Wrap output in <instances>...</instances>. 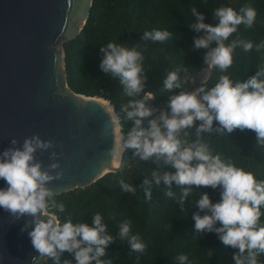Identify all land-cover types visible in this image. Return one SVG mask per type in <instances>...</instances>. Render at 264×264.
Here are the masks:
<instances>
[{"label":"clouds","instance_id":"clouds-1","mask_svg":"<svg viewBox=\"0 0 264 264\" xmlns=\"http://www.w3.org/2000/svg\"><path fill=\"white\" fill-rule=\"evenodd\" d=\"M195 22L188 26L203 35L193 38L192 48L208 49L203 56L207 65L206 76L193 91H186L189 81L188 68L177 65L169 71L163 80L161 93L168 95L167 110L148 106V101L155 94L145 92L146 74L143 67L144 55L141 44L131 47L126 43L109 42L100 47L103 54L100 69L118 79L123 95L129 97L127 104L116 112L110 109V124L123 128L131 122L130 130L121 132L119 137V155L126 149L133 151L139 160L151 161L158 167L163 163L175 169V172L161 173L158 168L151 170L150 177L145 176L139 187L146 202L152 200L153 183L157 186L163 181L167 186L166 197L173 198L183 208L184 201L192 195V186L220 189V200L213 203L207 192H199L195 202L198 211L192 214L194 231L197 236L214 232L225 246L238 249L231 259L234 264H260L258 258L264 254V180H258L251 171L237 167L222 154H214L202 133L215 131L219 134L232 133L234 130H252L256 144L264 145V62L255 70V74L241 82L229 75H221L211 88L204 85L211 77L209 69L216 67L221 72L233 65L234 50L239 47L245 53L255 47L257 52L264 50V40L258 44L240 38L229 42V37L238 31V26L252 27L256 20V10L248 5L239 12L229 6L214 10L215 26L204 22V15L195 7L191 9ZM173 38L168 29L144 31L141 39L153 43H165ZM215 44L213 47L212 45ZM183 73V76L181 75ZM141 94L144 97L137 99ZM159 112L158 115H155ZM121 114H123L121 116ZM147 120L148 126H143ZM196 121L194 139H189V131ZM217 122V127L213 123ZM12 147L0 152V179L7 187L0 189V208L19 220H26L22 231L28 236L40 258H47L54 264H61V254L67 252L73 259H64L62 264H112L106 256L107 247L116 240L109 234L108 225L100 212H96L91 224L78 222L73 224L71 214L62 222L50 212L64 213L65 205L58 202V193L47 185L63 176L56 158L61 155L52 151L54 161L42 168V163L35 159V153L53 149L52 140H42L39 135L26 137L20 147L17 140L10 141ZM113 147L109 151L111 156ZM175 183L179 195L172 189ZM122 192L135 194L136 188L119 180ZM200 213H204L201 215ZM46 218V219H45ZM219 222V227L217 223ZM131 220L123 219L119 223L118 238L126 240L132 252L144 253L147 245L139 233L133 234ZM170 229V224H169ZM196 236V238H197ZM209 256L213 255L212 250ZM33 259H36L35 257ZM139 259V257H137ZM179 264H189L187 254L176 257Z\"/></svg>","mask_w":264,"mask_h":264},{"label":"trees","instance_id":"trees-1","mask_svg":"<svg viewBox=\"0 0 264 264\" xmlns=\"http://www.w3.org/2000/svg\"><path fill=\"white\" fill-rule=\"evenodd\" d=\"M245 5L256 10V20L250 28L243 24L238 26V31L229 37V42L240 38L255 45L264 40V0H93L89 17L79 35L63 44L67 86L75 94L102 99L119 112L120 106L127 104L130 98L123 95L118 79L101 71L99 65L103 54L99 48L109 42L126 43L129 47L139 43L147 77L144 91L156 95L148 101V106L167 110L168 95L179 91L161 93L167 73L177 65H183L188 68L190 79L202 68L203 56L208 51L192 48L193 38L203 35V32L197 33L188 27L195 22L191 9L195 7L204 15L205 23L215 26L217 21L212 14L216 8L229 6L239 12ZM154 28L168 29L173 33V38L163 44L143 41V32ZM233 56V65L226 71L221 72L216 67L210 69L211 77L205 87H213L221 75H229L243 82L254 75L260 63L264 62V50L257 52L255 47L247 53L237 47ZM141 98L146 97L144 94L137 97ZM199 123L196 121L194 127L188 130L189 139L195 138V127ZM131 126L129 122L120 131L126 133ZM217 126L214 121L213 127ZM202 136L214 154H222V158L230 159L237 167L251 171L256 179L264 180V145L256 144L254 131L236 129L226 134L213 131L202 133ZM129 155L130 163L123 172L108 173L88 187L57 195V201L65 205V212L49 211L62 222L71 214L73 224H91L92 216L100 212L108 225L109 234L116 237L102 258L111 259L112 264H179L176 257L180 254H187L189 264H234L231 257L238 249L225 246L214 232L197 236L194 231L192 214L198 211L194 204L199 199V192H207L211 201L216 203L221 198L219 187L214 190L211 187L197 189L192 186L193 193L184 201L182 208L175 199L166 197L167 186L161 181L158 186L153 183L152 200L146 202L139 187L144 177L151 179V170L157 168L161 173L175 172V169L162 162L158 167L151 161H141L133 156L132 150ZM121 179L136 188L135 194L122 192L119 185ZM172 189L179 195L175 183ZM123 219L131 220L132 233H139L147 245L144 253L132 252L127 241L118 238V226ZM261 220L264 222V216ZM216 226H220L219 222ZM208 250L213 252L211 257ZM64 259L73 257L64 252L61 254V264ZM258 260L264 264V254ZM43 264L54 262L46 259Z\"/></svg>","mask_w":264,"mask_h":264},{"label":"water","instance_id":"water-1","mask_svg":"<svg viewBox=\"0 0 264 264\" xmlns=\"http://www.w3.org/2000/svg\"><path fill=\"white\" fill-rule=\"evenodd\" d=\"M92 1L0 0V152L12 147L13 138L16 147L34 134L52 140L55 147L38 150L35 159L43 168L54 162L52 151L61 153L56 160L63 176L47 185L58 195L123 172L130 163L131 149H126L119 166L113 164L114 127L100 98L75 94L67 86L63 44L79 35ZM6 187L0 179V189ZM30 219L16 220L0 208V264L45 262L32 246L31 229L22 231Z\"/></svg>","mask_w":264,"mask_h":264},{"label":"bare ground","instance_id":"bare-ground-1","mask_svg":"<svg viewBox=\"0 0 264 264\" xmlns=\"http://www.w3.org/2000/svg\"><path fill=\"white\" fill-rule=\"evenodd\" d=\"M98 102L103 106V108H105L107 113L111 115L110 109L112 108V106L108 102L102 99H98ZM120 135H121L120 128L114 125V156H115V159L113 161V164L115 167L119 166L120 160H121V157L119 155Z\"/></svg>","mask_w":264,"mask_h":264},{"label":"rangeland","instance_id":"rangeland-1","mask_svg":"<svg viewBox=\"0 0 264 264\" xmlns=\"http://www.w3.org/2000/svg\"><path fill=\"white\" fill-rule=\"evenodd\" d=\"M206 68H207V65L203 62L201 70L195 76H192L189 79L190 91H193L194 89H196L197 87L201 85L202 81L204 80L206 76V71H204Z\"/></svg>","mask_w":264,"mask_h":264}]
</instances>
